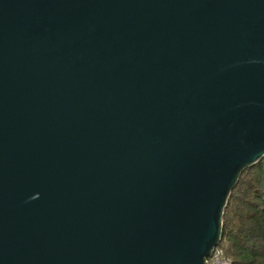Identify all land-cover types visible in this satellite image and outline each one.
<instances>
[{"label":"water","instance_id":"1","mask_svg":"<svg viewBox=\"0 0 264 264\" xmlns=\"http://www.w3.org/2000/svg\"><path fill=\"white\" fill-rule=\"evenodd\" d=\"M264 156V0H0V264H206Z\"/></svg>","mask_w":264,"mask_h":264},{"label":"trees","instance_id":"2","mask_svg":"<svg viewBox=\"0 0 264 264\" xmlns=\"http://www.w3.org/2000/svg\"><path fill=\"white\" fill-rule=\"evenodd\" d=\"M221 245L233 264H264V156L242 172L231 192Z\"/></svg>","mask_w":264,"mask_h":264},{"label":"built area","instance_id":"3","mask_svg":"<svg viewBox=\"0 0 264 264\" xmlns=\"http://www.w3.org/2000/svg\"><path fill=\"white\" fill-rule=\"evenodd\" d=\"M205 261L206 264H233L232 258L221 244L214 248L212 254Z\"/></svg>","mask_w":264,"mask_h":264}]
</instances>
